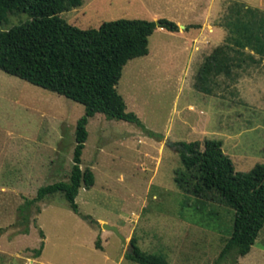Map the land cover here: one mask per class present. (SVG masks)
Returning <instances> with one entry per match:
<instances>
[{
	"label": "rangeland",
	"instance_id": "1",
	"mask_svg": "<svg viewBox=\"0 0 264 264\" xmlns=\"http://www.w3.org/2000/svg\"><path fill=\"white\" fill-rule=\"evenodd\" d=\"M209 1L214 36L190 61L192 30L179 26L195 21ZM232 2L264 16V0H81L59 14L81 30L117 19H164L182 32L156 28L148 54L121 69L115 90L140 125L100 114L88 119L79 167L91 171L93 185L78 189L76 212L60 193L21 213L18 208L38 188L67 181L83 107L0 71V264H135L98 221L167 264H213L230 237L234 212L213 193L195 197L177 186L183 167L170 144L217 140L235 173L264 165V57L250 49L240 55L224 41L227 30L216 24ZM25 20L8 15L0 29ZM221 45L233 50H225L228 75L209 74L200 83L204 59ZM233 260L231 254L219 264ZM235 262L264 264V224Z\"/></svg>",
	"mask_w": 264,
	"mask_h": 264
},
{
	"label": "trees",
	"instance_id": "2",
	"mask_svg": "<svg viewBox=\"0 0 264 264\" xmlns=\"http://www.w3.org/2000/svg\"><path fill=\"white\" fill-rule=\"evenodd\" d=\"M80 4L81 0H0V25L8 15L27 17L23 23L0 29V71L83 107V115L74 125L72 164L67 181L38 188L35 196L18 208L19 213L55 193H60L76 212L74 199L78 189L93 185L91 171L79 167L88 119L100 114L109 120L140 125L134 114L125 112L124 102L115 90L121 69L127 61L147 54L148 37L156 28L177 32V26L164 19H158L157 25L147 20L117 19L102 22L95 29L81 30L59 17ZM220 19L216 25L227 30L224 41L231 43L236 53L245 56L243 50L250 49L264 57L262 14L232 2ZM189 27L195 26L184 29ZM227 49L231 48L217 46L206 56L197 76L200 83L209 74L228 75L231 58ZM195 87L206 92L201 86ZM170 145L183 167L178 178H174L177 186L195 197L213 193L233 210L230 237L213 264H219L231 254L235 264L236 258L249 252L264 224V165L255 166L248 173H235L217 140H203L201 145L197 141ZM21 221H26L24 215ZM129 244L131 249L124 254L129 261L167 264L161 256L139 251L133 240ZM94 247L98 248L97 243Z\"/></svg>",
	"mask_w": 264,
	"mask_h": 264
},
{
	"label": "crops",
	"instance_id": "3",
	"mask_svg": "<svg viewBox=\"0 0 264 264\" xmlns=\"http://www.w3.org/2000/svg\"><path fill=\"white\" fill-rule=\"evenodd\" d=\"M211 4L210 1L208 2V4L206 5V7L202 8V10L200 11L201 13L198 14V18L196 17V20L193 21L192 23H187L185 25H183V31L187 32L188 30H192V32L190 34V39L189 41L191 42V48L188 49V58L190 59V61H194L198 51H200L201 49H204L205 45L208 42H211V39L213 38V30L214 25L212 24V15H211ZM186 26H195V27H189L188 29H184ZM214 28V29H213ZM158 31H165L161 28H157ZM219 31V30H217ZM182 32L181 30L178 28L177 32L174 33H170L169 35H180ZM188 33V32H187ZM184 43L185 39H184ZM184 50L187 48H183ZM148 54V51H147ZM146 54V55H147ZM208 55V54H207ZM99 224L102 223V221H98ZM125 253H122L121 256H123ZM121 256L119 257V259L121 258Z\"/></svg>",
	"mask_w": 264,
	"mask_h": 264
},
{
	"label": "water",
	"instance_id": "4",
	"mask_svg": "<svg viewBox=\"0 0 264 264\" xmlns=\"http://www.w3.org/2000/svg\"><path fill=\"white\" fill-rule=\"evenodd\" d=\"M155 23L157 25V22H155ZM179 28H183V27L182 26H179ZM99 226H100V229H102L104 231L111 232L112 234H114L118 238V240L120 241L121 245L122 246H125V248L127 250H130L131 249V245L129 243L126 244L124 237L121 234H119V232H118V230H117L116 227H114V226H108V225H105L103 223L99 224Z\"/></svg>",
	"mask_w": 264,
	"mask_h": 264
}]
</instances>
